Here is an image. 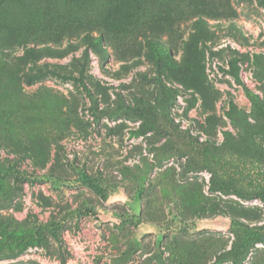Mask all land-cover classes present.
Instances as JSON below:
<instances>
[{"label": "rangeland", "instance_id": "374dc122", "mask_svg": "<svg viewBox=\"0 0 264 264\" xmlns=\"http://www.w3.org/2000/svg\"><path fill=\"white\" fill-rule=\"evenodd\" d=\"M210 1L218 15L206 20L214 36L189 79L181 81L180 68L189 23L169 47L179 66L165 68L161 82L177 92L161 89L147 50H135L138 61H121L107 47L105 61L90 52L100 88L89 98L53 78L22 84L32 64L68 65L81 49L19 61L23 42L5 29L15 22L30 29L37 6L0 0V264H59L54 241L48 232L46 247L36 240L33 221L56 224L70 252L66 264H212L230 248L234 221L264 233V203L231 188L262 180L256 159L264 133L252 126L263 122L225 72L236 57L239 77L264 101V0ZM231 23L238 33L227 30ZM230 95L234 120L225 116ZM212 171L229 187L211 191ZM244 264H264V244L256 243Z\"/></svg>", "mask_w": 264, "mask_h": 264}, {"label": "trees", "instance_id": "16d2710c", "mask_svg": "<svg viewBox=\"0 0 264 264\" xmlns=\"http://www.w3.org/2000/svg\"><path fill=\"white\" fill-rule=\"evenodd\" d=\"M20 8L35 7L36 17L34 25L24 30L20 23L8 24L5 31L13 33L14 37L23 42V55L19 61L35 59L38 56L48 55L54 58H62L81 49L78 57H73L68 65L44 62L32 64L26 71L20 74V80L24 86H32L47 78H53L60 82H71L79 87L83 93L92 98L94 90L100 88L98 83H93L90 75V52L98 55L100 61L109 57L108 48H112L113 54L117 53L121 61L133 58L138 61L135 50L141 47L147 50V58L155 67V73L161 89L164 93L177 92L176 89L165 88L161 82V76L165 75V68L171 71L178 67L170 56L169 47H174L179 35V26L189 23L191 30L186 40L181 41L183 56L180 63L181 81L189 79L187 73L199 68L201 58V46L211 41L214 31L206 20L217 18V8L210 0H16ZM229 32L238 33L236 26L228 25ZM166 37V41L162 40ZM50 40L53 43L66 41L63 48L45 45ZM79 40L80 43H77ZM42 44V47L34 49L28 43ZM236 58V57H235ZM229 61V69L226 74L232 77L239 85L245 97L250 103L255 117L263 123L252 126L255 134L264 133V101L261 97L245 85L239 77L236 60ZM93 87V88H92ZM238 108L230 95L227 101L225 116L234 120ZM145 118V117H143ZM133 135L138 132L132 131ZM225 139H230L229 132L223 133ZM234 152L241 150L236 146ZM204 152L212 160L216 155L207 147ZM256 159V164L262 169V180L250 189L233 184V194L245 201L259 200L264 203V150ZM216 172L212 171L210 177V190L218 191L229 186L219 184ZM234 240L229 249L221 251L212 264H244L248 253L256 243L264 244V233H258L243 222L234 221ZM36 227V240L42 241L46 247L44 232L54 241L56 247L52 253L59 264H66L70 258V252L66 248L63 238L57 233L54 222L47 224L33 221ZM264 230V225L258 228Z\"/></svg>", "mask_w": 264, "mask_h": 264}]
</instances>
